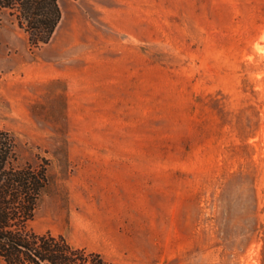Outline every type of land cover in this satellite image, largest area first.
Instances as JSON below:
<instances>
[{"label": "rangeland", "instance_id": "1", "mask_svg": "<svg viewBox=\"0 0 264 264\" xmlns=\"http://www.w3.org/2000/svg\"><path fill=\"white\" fill-rule=\"evenodd\" d=\"M0 10V130L48 183L29 228L111 264H264V0Z\"/></svg>", "mask_w": 264, "mask_h": 264}, {"label": "trees", "instance_id": "2", "mask_svg": "<svg viewBox=\"0 0 264 264\" xmlns=\"http://www.w3.org/2000/svg\"><path fill=\"white\" fill-rule=\"evenodd\" d=\"M31 48L48 44L61 20L58 0H0ZM48 179L44 168L20 166L13 136L0 130V264H111L62 235L29 228Z\"/></svg>", "mask_w": 264, "mask_h": 264}]
</instances>
